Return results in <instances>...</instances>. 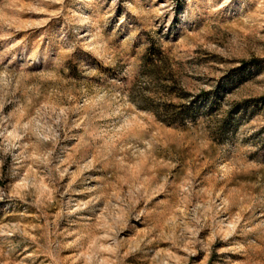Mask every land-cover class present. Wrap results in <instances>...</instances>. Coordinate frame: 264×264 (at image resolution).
Listing matches in <instances>:
<instances>
[{
  "label": "rangeland",
  "instance_id": "obj_1",
  "mask_svg": "<svg viewBox=\"0 0 264 264\" xmlns=\"http://www.w3.org/2000/svg\"><path fill=\"white\" fill-rule=\"evenodd\" d=\"M0 264H264V0H0Z\"/></svg>",
  "mask_w": 264,
  "mask_h": 264
}]
</instances>
